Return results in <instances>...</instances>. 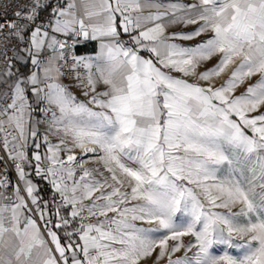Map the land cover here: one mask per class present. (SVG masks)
I'll list each match as a JSON object with an SVG mask.
<instances>
[{
    "label": "snow or ice",
    "instance_id": "snow-or-ice-1",
    "mask_svg": "<svg viewBox=\"0 0 264 264\" xmlns=\"http://www.w3.org/2000/svg\"><path fill=\"white\" fill-rule=\"evenodd\" d=\"M11 15L0 35L34 70L2 53L18 182L0 178V264H146L157 249L153 264H264V0H27Z\"/></svg>",
    "mask_w": 264,
    "mask_h": 264
},
{
    "label": "built area",
    "instance_id": "built-area-1",
    "mask_svg": "<svg viewBox=\"0 0 264 264\" xmlns=\"http://www.w3.org/2000/svg\"><path fill=\"white\" fill-rule=\"evenodd\" d=\"M64 0H48V2L55 7L57 3H63ZM27 0H0V23L3 22L4 18L12 19V12H14L19 5L26 3ZM51 15V8L47 11H42L40 13V19L37 20V23H47L48 17ZM7 35V30H5L3 35H0V94L2 95L5 92H8L10 86L13 84L15 77L8 78L3 75L6 71V61L2 55L4 51H7L8 57L11 59L12 63V71L17 73L15 70L14 62L17 60L15 56H13V52L15 50V45L18 42H10V40L4 39V36ZM3 45H7V48H4ZM24 44H20L23 46ZM88 45V42L77 45L74 49L77 55L85 54L80 52L81 48H84ZM17 74H20L18 71ZM65 85L69 86L70 90L78 95H82L81 90L74 85V81L69 77H63ZM10 102V101H9ZM0 104H3V101H0ZM15 135V133H13ZM2 137V134H0ZM77 155H79V150H77ZM17 161L9 158V152L4 149L2 144V138H0V178L6 179L11 182L12 185H15L18 182V176L16 173L15 165ZM0 191H4L0 189ZM7 194L11 196V190L9 189ZM63 234V233H62Z\"/></svg>",
    "mask_w": 264,
    "mask_h": 264
},
{
    "label": "crops",
    "instance_id": "crops-1",
    "mask_svg": "<svg viewBox=\"0 0 264 264\" xmlns=\"http://www.w3.org/2000/svg\"><path fill=\"white\" fill-rule=\"evenodd\" d=\"M64 2V1H63ZM186 3H192L194 2V0H185ZM194 26H188V28H185V26L183 24H177V25H172L168 31H188L190 28H192ZM177 43H183V44H189V43H194V41H175ZM25 47V45L21 46V49ZM98 51V45L96 42L92 41V42H88V45L85 46L84 48L80 49V52H83L85 54H89V55H94L96 52ZM21 55L24 56L23 60H16L14 62V66H15V70H18L20 72V74H22L23 76H28L34 69L33 66L30 63V60H28L27 58V53H21ZM215 61L210 62L209 64L205 65V67H211V64L214 63ZM223 79V78H221ZM257 79V77H253V79L251 81H247L245 83V85H242L239 89H238V93L244 91V89L246 88L248 83H253L255 82V80ZM63 80V78H62ZM220 81H217V83H219ZM63 83L65 84L64 80ZM76 94V93H75ZM1 95V94H0ZM78 98L80 99H84L83 96L76 94ZM41 107H43V105H41ZM50 115V114H49ZM33 117L34 119H38L41 120L42 123L38 125V128L40 130L41 135L44 134V130L47 128V123L43 122L44 121V113L42 112H35L33 113ZM50 139L55 142L56 141V137H50ZM29 154H31L32 151H34L33 148H29ZM41 152L45 151V149L42 147L40 149ZM89 167H97L96 164L94 163H89L88 165ZM26 171L31 172V169H26ZM32 178V177H31ZM33 183L37 186V190L39 191V186L37 184V182L32 178ZM45 182L48 184V182L45 180ZM49 185V184H48ZM49 187L51 188V186L49 185ZM58 199V196H57ZM61 235H63L61 233Z\"/></svg>",
    "mask_w": 264,
    "mask_h": 264
},
{
    "label": "trees",
    "instance_id": "trees-1",
    "mask_svg": "<svg viewBox=\"0 0 264 264\" xmlns=\"http://www.w3.org/2000/svg\"><path fill=\"white\" fill-rule=\"evenodd\" d=\"M31 177L37 182L39 186L38 195L43 197L45 200H50L52 196V192L50 190L49 185L45 182V180L41 179L40 177H36L34 175V172L32 173Z\"/></svg>",
    "mask_w": 264,
    "mask_h": 264
},
{
    "label": "rangeland",
    "instance_id": "rangeland-1",
    "mask_svg": "<svg viewBox=\"0 0 264 264\" xmlns=\"http://www.w3.org/2000/svg\"><path fill=\"white\" fill-rule=\"evenodd\" d=\"M50 190H51V188H50ZM51 192H52V190H51ZM52 195H53V193H52ZM51 197H52V196H51ZM137 223H139V222H137ZM189 239H191V237H185V238H184V240H185L186 243H187V241H188ZM158 251H159V250L157 249V251L154 252L150 258H147V260H146V264H153V261L155 260V257H156V255H157ZM181 255H183V250H182L180 253H176L175 256H174L173 258L175 259L176 256H181ZM189 255H191V253H189ZM159 264H167V258L161 260V261L159 262Z\"/></svg>",
    "mask_w": 264,
    "mask_h": 264
}]
</instances>
